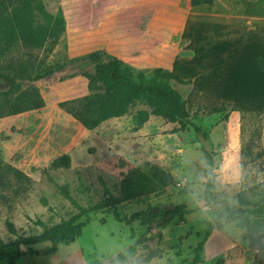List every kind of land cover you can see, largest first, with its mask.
I'll list each match as a JSON object with an SVG mask.
<instances>
[{
  "label": "rangeland",
  "instance_id": "obj_1",
  "mask_svg": "<svg viewBox=\"0 0 264 264\" xmlns=\"http://www.w3.org/2000/svg\"><path fill=\"white\" fill-rule=\"evenodd\" d=\"M43 1L51 13L63 10L66 30L60 41L52 49L26 48L19 44L9 53L0 55V66H6L10 61H21L18 68L28 65L31 73L38 77L21 81L16 85L17 89L36 86L46 100L54 103L84 95V90H71L83 86L82 79L87 78L85 73L95 72L96 62L89 55L98 51L103 55L102 61H108L115 55L113 49L119 34H126L127 42L132 36L135 39L143 37L148 20L163 3L169 2ZM203 19L206 17L200 20ZM107 36L111 42L106 41ZM166 39L164 44L170 45L174 38L168 34ZM192 40L187 48L199 50L197 39ZM155 44H161L160 39ZM173 45L176 44L173 42ZM168 58H173L171 61L175 65L181 62L179 54L174 52H170ZM129 65L135 73L139 70L150 73L156 67H163L157 63L155 67L145 69L139 62ZM7 73L17 75L14 70ZM191 82L172 80L170 84L190 106L189 121L198 125L201 134L213 144L209 150L215 159L213 198L205 199L204 166L207 159L198 137L200 133L192 124L181 129L178 122H167L155 115L136 129L135 113L138 109L148 108L139 102L123 117L107 120L92 132L82 130L84 142L71 154L69 168L33 167L29 169L33 179L29 184H21L16 177L9 175L7 188L0 194V239L9 242L16 238L9 231L7 221L14 223L18 234H35L43 229L38 221L53 225L79 214L78 205H94L108 192L118 195L121 179L131 167L147 170L151 165L161 166L173 173L175 183L162 193L117 206L123 217L130 218L141 212H145V217H135L127 223L119 221L113 211L89 213L90 222L75 241L60 244L51 255L26 254L15 264H89L94 260H99L100 264H115L116 260L123 261L127 253H132L141 264H192L201 241L204 244L200 264H217L219 259H223L222 264H264V237L261 247H249L250 236H264V212L261 215H254L251 211L242 216L231 214L240 207L237 197L240 191L246 192L253 205L264 200L261 118L250 112L263 110L264 104L240 99L235 101L237 107L234 109L226 99H221L226 97V91H219L216 98L202 93L201 97ZM222 106V110L216 111ZM11 131L13 136L0 132V159L17 168L24 167L28 160L26 149L20 146V130L14 125ZM233 161L243 166V177L236 184L226 183L227 177L218 170L227 168ZM47 167L48 170L44 171ZM64 185H67L72 199L61 188ZM176 207L189 213L182 217L175 211ZM86 218L81 217L82 220ZM209 226L212 230L206 236ZM46 245L49 243L34 247L42 249ZM0 264H7L6 258L0 259Z\"/></svg>",
  "mask_w": 264,
  "mask_h": 264
},
{
  "label": "trees",
  "instance_id": "obj_2",
  "mask_svg": "<svg viewBox=\"0 0 264 264\" xmlns=\"http://www.w3.org/2000/svg\"><path fill=\"white\" fill-rule=\"evenodd\" d=\"M215 1L191 0V5L195 7L202 4H213ZM65 30L66 18L63 10L59 9L57 13H51L43 0H0V55L9 53L19 44L26 48L49 47L52 49L58 44ZM89 58L96 62L95 72L84 74L88 79L89 93L59 102L60 107L70 113L85 128L93 130L107 120L123 117L137 103L143 102L148 108L138 109L135 113L136 129L143 127L150 116L155 115L164 118L167 122H178L181 129L192 124L195 130L201 133V128L189 121L190 106L182 94L170 84L172 80L186 84L191 80H185L179 73L163 67H156L150 73L143 70L135 73L134 68L120 58L112 56L108 61H102L103 55L98 51L92 52ZM19 65H22L21 61H10L8 65L0 66V117L39 108L45 103L36 86L17 89L16 85L21 81L38 77L31 73L28 65L25 64L22 68H18ZM8 70L16 71L17 75L10 76L7 73ZM223 108V106L216 108V111ZM204 152L207 159L204 166L205 199H211L213 198L212 187L215 184L213 171L215 159L210 151L204 150ZM71 162V154L64 153L55 158L49 167L69 168ZM49 167L44 168V171H47ZM9 175L16 177L21 184H29L33 181L32 177L24 171L0 159V194L7 188ZM174 183L173 173L161 166L151 165L147 170L135 166L124 173L118 195L108 192L94 205L88 207L78 205L79 214L62 219L53 225L38 221L43 227L39 233L18 234L14 223L7 221L9 231L15 234L16 238L9 242L0 239V259L6 258L7 264H15L18 258L26 254L51 255L55 253L60 244H69L82 234L83 228L90 222L89 213L92 212L113 211L119 221L127 223H131L135 217L143 218L145 212L134 213L130 218L123 217L117 211V206L143 196L162 193L165 188ZM61 188L72 199L67 185ZM237 197L240 207L236 211H231L232 216H242L250 211L254 215L263 214L264 200L258 205H253L252 200L244 191H240ZM175 211L182 217L183 214L189 213L188 210H180L178 207ZM82 215L87 218L82 220ZM211 230L212 226H209L206 236L211 233ZM263 237L262 235L250 236L249 247L251 249L261 247ZM46 242L49 245L42 249L34 247ZM203 244V241L198 243L192 264H200ZM10 246L15 247L10 249ZM21 246H26V249L22 250ZM223 262V259H219L217 264ZM89 264H100V262L94 260Z\"/></svg>",
  "mask_w": 264,
  "mask_h": 264
},
{
  "label": "crops",
  "instance_id": "obj_3",
  "mask_svg": "<svg viewBox=\"0 0 264 264\" xmlns=\"http://www.w3.org/2000/svg\"><path fill=\"white\" fill-rule=\"evenodd\" d=\"M168 34L174 39L172 44L165 45ZM125 36L121 33L119 40L114 39L117 44L113 50L114 57L128 64L139 62L145 69L157 63L191 80L201 97L203 94L216 98L219 91H226V97L221 99H226L234 109L235 101L240 99L264 104V0H216L195 7L191 0H169L148 20L143 37L132 36L127 42ZM109 39L107 36L106 41L111 42ZM157 39L161 44H155ZM192 39H197L199 50L187 48ZM170 52L179 54L181 62L175 65L171 61L174 59L168 58ZM82 82L83 86L74 87L71 92L81 89L84 95L88 94L87 78ZM43 98L45 103L39 108L0 117V132L13 136L14 125L20 130V146L26 149L28 161L18 168L29 176V169L48 166L60 155L78 149L84 142L82 130H94L85 128L61 108L60 101ZM250 112L261 118L260 139L264 148V108Z\"/></svg>",
  "mask_w": 264,
  "mask_h": 264
},
{
  "label": "clouds",
  "instance_id": "obj_4",
  "mask_svg": "<svg viewBox=\"0 0 264 264\" xmlns=\"http://www.w3.org/2000/svg\"><path fill=\"white\" fill-rule=\"evenodd\" d=\"M218 170L221 171L223 176L227 177L226 183H239L243 177V166L239 165L236 161L229 164L227 168L221 167ZM115 264H141V262L135 259L132 253H127L123 261L116 260Z\"/></svg>",
  "mask_w": 264,
  "mask_h": 264
},
{
  "label": "water",
  "instance_id": "obj_5",
  "mask_svg": "<svg viewBox=\"0 0 264 264\" xmlns=\"http://www.w3.org/2000/svg\"><path fill=\"white\" fill-rule=\"evenodd\" d=\"M198 137L199 140L203 143L204 150L209 151L213 148V144L210 139L205 138L201 133L198 135Z\"/></svg>",
  "mask_w": 264,
  "mask_h": 264
}]
</instances>
